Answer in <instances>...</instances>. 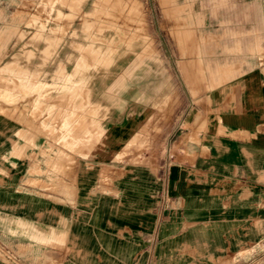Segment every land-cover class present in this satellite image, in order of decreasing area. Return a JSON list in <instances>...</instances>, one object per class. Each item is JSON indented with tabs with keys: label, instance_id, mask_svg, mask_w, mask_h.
I'll return each mask as SVG.
<instances>
[{
	"label": "crops",
	"instance_id": "crops-1",
	"mask_svg": "<svg viewBox=\"0 0 264 264\" xmlns=\"http://www.w3.org/2000/svg\"><path fill=\"white\" fill-rule=\"evenodd\" d=\"M177 6L157 10L187 11L190 19L167 23L163 15L164 35L167 28L185 25L195 29L197 38L208 29L210 59L218 67L206 66L211 86L203 89L187 79L185 62L176 63L169 81L178 86L184 110L173 130L169 122L158 136L157 154L147 153L130 166L116 159L117 138L123 131L132 133L157 102L158 80L145 76L167 75L160 62L151 64L145 55L126 61L101 87L99 107L123 114L127 102L118 94L122 91L147 107L138 110L136 119L109 122L111 135L104 138L114 144L100 142L90 158L77 155L76 163L68 149L49 154L52 163L59 154L73 157L56 161L62 172L51 177L52 187L65 189L67 196L39 186L16 190L31 164L16 160L9 121L0 119V235L18 255L16 264H248L233 258L264 239V69L251 56L264 44V0ZM117 53L106 49L102 64L100 52V71ZM76 69L85 74L73 63L67 75ZM7 154L8 161H2ZM37 161L44 169V159ZM33 179L50 180L44 174ZM12 220L50 227L54 238L42 242L20 228L11 232ZM0 264L9 263L0 258Z\"/></svg>",
	"mask_w": 264,
	"mask_h": 264
},
{
	"label": "rangeland",
	"instance_id": "rangeland-1",
	"mask_svg": "<svg viewBox=\"0 0 264 264\" xmlns=\"http://www.w3.org/2000/svg\"><path fill=\"white\" fill-rule=\"evenodd\" d=\"M195 1L199 0H0V28L3 29L0 33V119L9 121L12 143L13 140L17 142L12 151L16 160L27 159L31 164L27 178L16 190L39 186L47 187V192L67 196L65 189L52 187L51 177L62 172L58 162L61 164L73 157L59 154L52 163L49 154L68 149L75 155L76 163L77 155L90 158V151L100 142L106 146L114 144L112 139L104 138L111 135L109 122L135 118L138 110L147 107H142L143 102H137L123 91L118 93L127 102L123 114L99 107V97L105 90L101 87L112 80V75L126 61L136 60L140 55H145L151 64L160 62L167 75L163 77V73L157 72L154 77L145 76L158 80L155 82L157 102L152 103L154 107L149 109V115L146 112L140 117L142 119L135 124L132 133L123 131L117 138L115 147L121 148L116 159L130 166L145 160L147 153L157 154L158 136L163 134L169 122L173 130L179 111L184 110L178 86L174 87L173 80L169 81L175 77L176 63L179 59L181 63L185 62L187 79L201 84L203 89L211 86L206 66L218 67L210 59L212 47L208 29H203V35L199 32L197 38L195 29L185 25L167 28L164 35L163 15L167 23L181 20L187 24L185 21L190 19V13H164L159 12L158 7L162 9L165 5L173 9L174 5L181 4L184 10ZM201 3L209 5V0H201ZM95 46L96 50H93ZM105 48L107 52L110 48L118 53L111 57V65H103L100 71V52L103 56L100 62H107ZM251 56L258 58L257 62L264 69V44L251 51ZM73 63L85 74L78 75L76 69L67 75ZM123 72L119 71L120 74ZM175 135L172 131L170 137L173 139ZM34 153L42 157L34 156ZM42 158L44 169L37 161ZM1 159L8 161V154ZM34 174H44L50 180L41 182L33 179ZM10 226H14L11 232L20 228L24 233H34L33 237L42 242L54 238L50 227L41 228L33 222L12 220ZM2 239L0 235V258L9 264L19 263L18 255ZM233 259L264 264V239Z\"/></svg>",
	"mask_w": 264,
	"mask_h": 264
}]
</instances>
